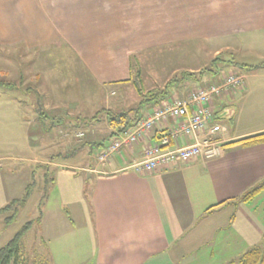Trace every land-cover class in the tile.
<instances>
[{"label":"crops","instance_id":"1","mask_svg":"<svg viewBox=\"0 0 264 264\" xmlns=\"http://www.w3.org/2000/svg\"><path fill=\"white\" fill-rule=\"evenodd\" d=\"M196 41L214 45V58L223 49L241 45L264 53V0H0V47L64 49L99 87L129 79L130 59L136 54ZM190 90L182 95L172 89L168 101L185 98ZM234 96L223 95L213 103L222 126L232 117L227 100ZM23 110L22 117L16 114L20 127L32 123L37 127L47 118L41 115L46 106L28 104ZM5 119L9 116L0 112V123ZM74 126L78 128V122L70 125ZM108 126L104 141L94 142L99 146L94 164H50L56 168L54 182L36 224L47 251L41 259L47 264H200L199 251L209 233L228 235L221 237L222 243L233 237L262 239L264 220L256 210L264 208V189L248 201L233 200L264 181V143L224 146L214 159L138 173L133 166L144 159L145 148L157 142L164 128L157 126L101 162L98 155L119 135ZM260 131L264 128L246 132L225 128L223 141ZM189 143L192 138L181 136L173 147ZM31 165L23 177L24 168L18 170L19 176L8 178L0 169V208L23 194ZM212 206L216 207L207 212ZM203 222L215 225L213 230L200 227ZM6 224L0 219V230ZM247 243L234 252L239 256L257 245L254 240Z\"/></svg>","mask_w":264,"mask_h":264},{"label":"rangeland","instance_id":"2","mask_svg":"<svg viewBox=\"0 0 264 264\" xmlns=\"http://www.w3.org/2000/svg\"><path fill=\"white\" fill-rule=\"evenodd\" d=\"M214 49V45L199 41L148 49L130 59V82L99 87L94 80L85 77L83 67L64 49L27 51L21 46L0 47V82H9L13 86H0V112L9 116V120L5 119L0 123L1 173L6 178L12 174L15 176L14 173L19 176L18 170L24 168L20 172L23 177L31 162L35 158H41L40 162L31 165L29 182L34 183L31 196L14 220L9 224L5 223V227L0 230V247L26 222L37 218V207L45 189L44 175L47 174L49 178L56 169L50 166L51 162L75 167L95 163L99 146L94 142L98 139L97 143L104 141V134L109 127L108 121L106 123L107 113L126 111L135 107L142 98L133 81H137L144 94L162 88L171 79H180L182 73L190 70L199 76L196 71L208 67L214 58ZM221 55L225 59L230 58L235 65L219 69V76L233 72L243 77V88L236 90L234 98L227 100L232 117L225 118L223 126L231 130L236 128L238 132L264 128V67L249 68L264 64V53L248 51L241 45L234 49H223ZM208 79V75L204 74L198 83L180 81L178 90L183 95L193 87H206ZM33 91L37 93L35 96ZM36 103L48 108L44 111L47 118L38 122L37 127L34 123L20 127L16 114L22 117L26 114L23 106ZM15 107L21 108L15 113ZM130 116L134 117V112H130ZM75 121L78 122V128H71L70 125ZM77 133L82 136L75 139ZM61 137H64V141ZM47 185L49 186L48 182ZM41 212L43 215V206ZM256 212L264 220V208L259 206ZM6 216H0V219ZM209 226H212L211 231L215 225L203 222L200 227ZM40 233L39 227L33 225L21 240V251L27 264L43 260L42 256L47 253L41 246ZM206 236L208 237L206 241H202L199 251L204 259H200V264H226L227 260L238 256V251L234 252L238 245L246 248L247 242L251 240L257 246L261 244V237L258 235L251 236L253 239L249 241L242 237L235 240L233 237L223 243L221 237L228 235L209 233ZM172 264L184 263L173 261Z\"/></svg>","mask_w":264,"mask_h":264},{"label":"built area","instance_id":"3","mask_svg":"<svg viewBox=\"0 0 264 264\" xmlns=\"http://www.w3.org/2000/svg\"><path fill=\"white\" fill-rule=\"evenodd\" d=\"M243 88L241 74L229 72L219 82L206 87H197L185 98H174L148 112L133 127L119 132L118 137L98 155L99 161H106L122 147H128L157 126L163 129L155 144L144 150V159L135 164L138 173H152L168 168L175 163H189L203 158L214 159L221 154L224 126L215 119L214 101L223 95ZM82 136L77 133L76 137ZM192 138L184 146L173 145L178 137Z\"/></svg>","mask_w":264,"mask_h":264},{"label":"trees","instance_id":"4","mask_svg":"<svg viewBox=\"0 0 264 264\" xmlns=\"http://www.w3.org/2000/svg\"><path fill=\"white\" fill-rule=\"evenodd\" d=\"M233 65H235V63L231 62L230 58L225 59L220 54V56L217 55L214 59H212L208 67L198 71V75L201 77L196 76L195 73L192 72H184L182 73V77L180 79L178 80L171 79L167 81L162 88H157L152 91L150 90L144 94L142 92L141 87L138 86L137 81L135 82L133 81L136 91L142 97L141 100L138 102V104L135 107L130 108L126 111H122L120 113H115V114L108 112L107 113L108 124L111 125L113 128H115L117 130V133L127 130L132 126L133 123L142 119L144 117V113L147 110L156 106H160L164 102L168 101L171 97V90L178 89L179 88L178 85L180 84V81L183 82L194 81L198 83L202 79V76L206 74L209 77L206 86L215 84L219 82L220 79L222 78V76H219V69H221L222 67H228ZM261 67H264V64L258 66L256 65L249 66V68L251 69H259ZM130 80L131 79L129 78L121 82L128 83L130 82ZM0 86H4L8 88L13 87L9 82L7 83L4 81L0 82ZM130 112H134L135 116L131 117ZM41 115L45 117L46 114L44 112L43 113L41 112ZM263 143H264V132H261L248 137H244L236 141L223 143L222 147L224 146L246 147V146L263 144ZM73 150L75 151L76 149ZM64 156L66 157V155ZM53 173L54 171L52 172L49 178L47 177V174L44 175L45 189L42 199L40 200L41 202L37 207L38 209L37 218L26 222L20 228V230L17 231L4 246L0 247V264H27L26 259L23 257L21 251V240L33 225L40 223L42 217L41 208L44 205L49 195L50 188L54 182ZM47 182L49 183V186L47 185ZM33 184L34 183L29 182L25 186L23 194L19 198L11 200L5 206L0 208V216L7 215L4 218L5 223L9 224L11 221H13L19 210L24 207L27 200L31 196ZM262 189H264V181L261 184L249 189L248 191H246L240 197H238L233 201L234 202L248 201L251 198H253ZM214 207L216 206H212L209 209H207V212L212 210V208ZM34 264H47V263L39 259L38 261H35ZM226 264H264V235L262 236L260 245L258 246L256 245L244 251L236 259H233Z\"/></svg>","mask_w":264,"mask_h":264}]
</instances>
